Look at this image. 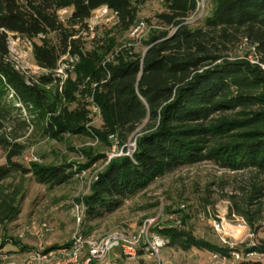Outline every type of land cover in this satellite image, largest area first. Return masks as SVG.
Wrapping results in <instances>:
<instances>
[{"label": "trees", "instance_id": "16d2710c", "mask_svg": "<svg viewBox=\"0 0 264 264\" xmlns=\"http://www.w3.org/2000/svg\"><path fill=\"white\" fill-rule=\"evenodd\" d=\"M149 1L0 0V145L7 150L0 185L14 174H32L50 187L74 177L68 162L26 166L13 160L25 148L19 139L34 132L57 141L67 134L86 135L109 149L115 135L124 150L138 134L132 155L113 157L92 183L84 200L88 217L114 211L173 169L208 161L254 174L238 187L242 204L235 200L237 194L230 196L236 212L253 228L264 219V181H258L264 176V0H213L211 14L195 27L185 20L197 10L198 0H162L166 10L157 14L160 26L149 31L141 55L130 46L119 48L115 36H105L90 49L82 43L79 31L98 8L108 6L127 31L138 23V6ZM68 8L72 13L64 21L59 11ZM9 33L32 41L34 61L46 71L26 76L16 68ZM53 33L56 41L49 37ZM242 43L254 48L253 58L251 52L235 53ZM63 62L69 65L65 79L57 74ZM90 97L101 110L100 128L87 126ZM17 195L0 191L1 224L19 214ZM158 232L183 250L196 247L224 257L232 251L184 228ZM247 252L264 254V242L250 245Z\"/></svg>", "mask_w": 264, "mask_h": 264}, {"label": "rangeland", "instance_id": "374dc122", "mask_svg": "<svg viewBox=\"0 0 264 264\" xmlns=\"http://www.w3.org/2000/svg\"><path fill=\"white\" fill-rule=\"evenodd\" d=\"M199 1L197 10L185 20L191 27L203 25L214 5L213 0ZM138 9L137 22L143 21L147 25V32L140 40L135 41L131 38V28L127 31L121 30L115 13L109 11L105 14V11L98 10L92 13L88 26L79 31L82 43L90 49L105 40V36H115L119 48L130 46L133 52L143 54L149 31L160 26L157 14L166 8L162 0H153L139 5ZM71 13L72 8L59 11L60 18L64 21ZM49 37L53 41L57 40L55 33ZM8 45L11 60L26 76L44 72L34 61L32 41L29 38L9 33ZM253 50L254 48L242 43L235 53L245 55L252 53ZM74 59L69 60L71 62ZM64 64L67 63H61ZM8 98L13 99L11 90ZM85 100H88V95ZM19 105L16 103V106ZM75 106L76 104L72 105ZM23 114L29 116L25 110ZM88 116L91 120L87 126L91 128L102 126V119L95 117L93 112H89ZM11 125L13 126V123L8 124L7 131H10ZM137 137L138 134L131 136L127 148L122 150L120 147L116 153L132 155L135 149L131 144L137 143ZM19 142L25 148L22 155L15 157L14 161L29 166L30 158L37 156L36 162L40 164L71 163L75 172L69 182L53 187L37 182L32 174L23 177L14 174L1 183L0 191L3 190L5 194L18 191L16 206L20 212L13 219L0 223V237L3 239L12 237L15 244L20 243L24 246L19 247L22 253L37 248L41 242L46 249L57 248L60 244L68 243L77 229L84 234L102 235L122 224L138 229L148 220H154L151 225L153 231L158 232V229L170 227L184 228L197 238L232 249L230 255L224 257L196 247L183 250L167 244L158 258L163 264H239L245 260L264 262V254L247 252L250 245L264 242V219L256 221L251 228L247 220L236 212L234 200L230 197L237 194L235 200L242 204L241 197H244V194L238 195V187L250 182V178L254 177L251 171L232 172L208 161L182 166L159 177L147 189L129 197L120 207L102 217L90 218L85 212V222L78 226L74 205L84 203L96 176L109 162L108 157L113 153V145L109 149L105 143L97 139L78 134H67L63 141H57L42 137L40 132L21 138ZM104 153L107 154L105 160H94L95 156ZM6 156L7 150L0 145V165L6 162ZM258 181H264V176H259ZM254 208L256 207L253 206ZM261 208L264 216V205ZM43 222H47L51 229L44 236L38 237L34 232ZM20 232L26 233L24 241L19 238ZM144 262V259L139 261L130 259L127 264ZM120 264L124 262L121 260Z\"/></svg>", "mask_w": 264, "mask_h": 264}, {"label": "built area", "instance_id": "2783aa9c", "mask_svg": "<svg viewBox=\"0 0 264 264\" xmlns=\"http://www.w3.org/2000/svg\"><path fill=\"white\" fill-rule=\"evenodd\" d=\"M198 4H200L199 0ZM98 10L105 11V14L111 11L108 6H102L95 11ZM146 29L145 22L137 23L131 29V38L135 41L140 40L147 32ZM68 67V64L61 65L57 70V74L62 75L65 79L67 77L65 69ZM43 71L46 70L43 69ZM11 91L13 95V90ZM92 100V97H90L91 102ZM90 108L95 117L99 118L101 115L99 106L92 102ZM110 139L113 141V153L109 155V161L121 154L116 153V150L120 148L117 137L111 135ZM131 145L134 149L136 148L135 142ZM122 150H124V147H122ZM128 154L130 155V153ZM32 161H38L37 156L30 158V162ZM97 179L98 176L94 181ZM85 212L86 206L83 202L74 205V215L78 226L85 222ZM153 221L148 220L138 229L122 224L102 235L84 234L77 229L68 243L60 244L57 248L46 249L41 242L37 248L29 249L23 253L19 247L23 248L24 246L20 243L15 244L12 237L6 239L0 237V264H120L121 260L124 264H127L130 259L136 261L144 259V264H163L161 259L158 260V258H160L161 250L169 243V240L158 232L151 230ZM50 229L49 224L43 222L34 234L42 237ZM25 236V232H20L19 238L22 241H24Z\"/></svg>", "mask_w": 264, "mask_h": 264}, {"label": "bare ground", "instance_id": "6f19581e", "mask_svg": "<svg viewBox=\"0 0 264 264\" xmlns=\"http://www.w3.org/2000/svg\"><path fill=\"white\" fill-rule=\"evenodd\" d=\"M228 227L230 228L231 226H228ZM234 227H235V226H234ZM235 228H237L238 230H240L239 227H237V226H236ZM225 229H227V228H225ZM238 230H237V231H238ZM227 231H228V230H227ZM238 232H239V231H238Z\"/></svg>", "mask_w": 264, "mask_h": 264}, {"label": "crops", "instance_id": "0c3cea01", "mask_svg": "<svg viewBox=\"0 0 264 264\" xmlns=\"http://www.w3.org/2000/svg\"><path fill=\"white\" fill-rule=\"evenodd\" d=\"M163 262V261H162ZM164 264H166V263H164Z\"/></svg>", "mask_w": 264, "mask_h": 264}]
</instances>
